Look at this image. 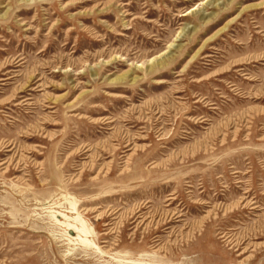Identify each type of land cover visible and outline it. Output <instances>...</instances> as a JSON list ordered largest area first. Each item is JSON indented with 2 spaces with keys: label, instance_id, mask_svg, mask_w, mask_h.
I'll return each mask as SVG.
<instances>
[{
  "label": "rangeland",
  "instance_id": "1",
  "mask_svg": "<svg viewBox=\"0 0 264 264\" xmlns=\"http://www.w3.org/2000/svg\"><path fill=\"white\" fill-rule=\"evenodd\" d=\"M3 161L0 264H264V0H48L0 20ZM70 201L108 254L73 240Z\"/></svg>",
  "mask_w": 264,
  "mask_h": 264
},
{
  "label": "bare ground",
  "instance_id": "2",
  "mask_svg": "<svg viewBox=\"0 0 264 264\" xmlns=\"http://www.w3.org/2000/svg\"><path fill=\"white\" fill-rule=\"evenodd\" d=\"M7 2L8 0H0V2ZM10 2H7V5L8 4H10L11 3V1L12 0H9ZM48 0H21L19 3H18V5L16 6V8L13 10V8L11 9V8H8L7 9V11L4 13V14H2V15H0V20H1V23H3V22H5L7 19H8V17L10 16V15H14V14H17V13H20V12H22L23 13V11L24 10H29V9H32V8H35L38 4H44V3H46ZM210 16V15H209ZM206 17V16H205ZM186 29H188L187 27H184V28H182L181 30H180V32H179V34L181 35V33L182 32H185L186 31ZM159 65V64H158ZM135 78L134 79H131V81L132 82H135ZM2 82V81H1ZM160 83V82H159ZM163 83V82H162ZM49 108V107H48ZM109 122V121H108ZM107 122V123H108ZM122 144H123V146H122V148H121V150L123 151L122 153H126V152H128V151H130V150H132V148H131V142H130V140H124V141H122ZM122 144H120V145H122ZM7 161H3V162H1L0 163V166H4L5 164H7L6 163ZM155 167V166H154ZM153 167V168H154ZM68 198V197H67ZM65 200V199H64ZM175 200V198L174 197H171V198H169V200L168 201H174ZM67 202V201H66ZM70 206H71V208L70 209H72L73 211H75V213H76V216L75 217H73V216H71V217H69V216H65V217H63V218H65V220H66V222H65V224H64V227H67V229L68 230H75L76 231V233H77V237L75 238V239H73L74 241H76V242H78V245L80 244L84 249H89V250H92L93 251V253H98V254H108V250H104V249H102V247H100V246H98L97 244H96V242L93 240V238H95L94 236H95V234H94V231L92 230V229H88L86 226H85V224H86V222L83 220H80V219H78L79 217H78V215H81L80 213H79V211L77 210V202L76 201H70ZM56 213V212H55ZM57 214V213H56ZM115 213H113L112 215H114ZM145 212H143V210L142 209H138L137 211H135V209H134V211H132V213H130L129 215H130V218L128 217V221H130V220H133V222L131 223V224H135L136 223V225L134 226V228H140V227H144L145 229L147 228V227H149L148 225H149V222H153V218H151V220L150 221H148V219L145 217ZM52 215H53V213H52ZM98 216H100V217H106L107 216V214L106 213H99L98 214ZM175 216V215H174ZM54 217V216H53ZM78 217V218H77ZM82 218V217H81ZM56 220V219H55ZM57 221V220H56ZM58 222V221H57ZM61 223V222H60ZM62 224V223H61ZM152 224V223H151ZM66 225V226H65ZM109 225V224H108ZM107 225V226H108ZM151 226V225H150ZM113 233V231H108L107 233H105L104 235L105 236H108V235H110V234H112ZM92 237V238H91ZM107 238V237H106ZM109 238V237H108ZM72 240V239H71ZM72 240V241H73ZM160 239H159V237H157V239H156V241L155 242H158ZM70 241V240H69ZM104 243H106V242H104ZM83 249V250H84ZM86 252V251H85ZM84 252V253H85ZM153 253H155V252H153ZM118 254V253H117ZM127 256H128V254H127ZM109 257V256H108ZM121 257V256H120ZM119 258V257H118ZM129 258V257H128ZM127 258V259H128ZM120 259V258H119ZM125 259V258H124ZM130 259V258H129ZM121 261V260H120ZM119 261V263H121ZM125 262V261H124ZM123 262V264H146V262H141V261H138V260H134V262H131V263H124ZM140 262V263H139ZM122 264V263H121Z\"/></svg>",
  "mask_w": 264,
  "mask_h": 264
}]
</instances>
